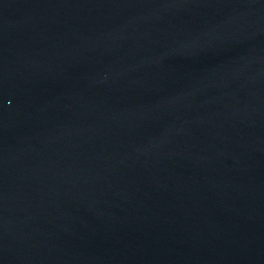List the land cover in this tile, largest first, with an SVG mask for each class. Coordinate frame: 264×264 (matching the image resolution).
Instances as JSON below:
<instances>
[{
	"label": "water",
	"instance_id": "1",
	"mask_svg": "<svg viewBox=\"0 0 264 264\" xmlns=\"http://www.w3.org/2000/svg\"><path fill=\"white\" fill-rule=\"evenodd\" d=\"M0 264H264V0H0Z\"/></svg>",
	"mask_w": 264,
	"mask_h": 264
}]
</instances>
